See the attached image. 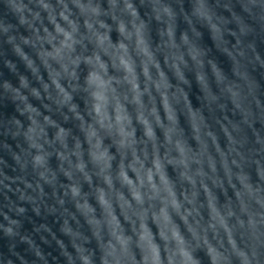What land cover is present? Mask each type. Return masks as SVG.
<instances>
[{"label": "clouds", "instance_id": "1", "mask_svg": "<svg viewBox=\"0 0 264 264\" xmlns=\"http://www.w3.org/2000/svg\"><path fill=\"white\" fill-rule=\"evenodd\" d=\"M73 2L75 7L80 10L81 15L89 18L85 20V27L91 34V38L94 39L96 47L109 55L113 67L122 73L120 77L110 75L109 66L101 59L99 52L84 58V62L90 66L85 85L90 99L88 114L92 120L91 123L85 124L83 117L76 111V106L69 105L72 97L60 83L61 72L51 69L49 64V61L56 62L65 75L70 79H76L75 69L79 66L81 58L79 56L73 58L72 53L75 52V46L80 43V40L77 39L79 25L75 20L70 19L72 13L66 5L64 10L59 13V18L67 24L66 28L57 22L54 15L50 14L49 20L54 25L55 34L45 28V35L37 36L42 45L44 43L51 45V51L42 48L41 60L46 68L50 69L51 82L60 97L59 103L69 105V110L75 113L76 118L81 121L82 131L88 143L89 161L97 170L96 175L102 179L106 186L97 189V202L103 211L102 221L92 218L95 209L87 203L77 205L85 212L89 223L93 226V235L100 242L103 251L101 264H201L199 257L194 254L196 248L201 245L209 257L210 264H225L226 257L221 251L224 241L219 236L221 230L227 237V244L241 258L242 264H249L247 254L237 247L232 229L228 224V217L232 216L233 212L229 210L226 214L222 213L216 206L211 190L207 185L202 184L209 201L210 222L207 228L203 227L199 221L190 222L189 217L193 216L196 209L195 207L186 208L185 202L193 204L194 198L189 199L183 193L178 196L175 182L168 176L166 169L169 164L179 167L182 178L195 188V177L203 176L204 173L202 170H197L194 174L191 173V164H199L200 161L193 154L190 145L184 139L183 131L178 126L172 103L166 91L163 90L168 87L164 74L160 71L159 64L146 39V25L131 0H109L112 18L122 37L117 44H113L108 35V32L111 31L109 25L98 19H91L102 14L99 6H93L91 2L84 4L80 0H73ZM43 7L51 12L50 5L44 4ZM162 11L169 19L173 18L174 13L170 8L163 7ZM125 16L129 19L125 20ZM159 18L158 10L157 19ZM95 25H99V28L105 31L101 33ZM165 34L168 37L169 46L176 47L171 25L166 29ZM182 39L186 42L187 36L185 35ZM130 46L142 58L141 71L145 78L143 89H141L136 72L135 60L130 54ZM16 50L28 61V67L34 73L37 72L38 69L33 62L28 60L18 47ZM174 59L179 58L174 57ZM152 67L157 69L159 80L153 79L150 71ZM173 67L176 69L177 75L182 78L179 64H173ZM22 84L26 86V81L23 79ZM150 84L155 85L156 91L161 96L165 112L164 119L161 118L159 109L154 103L155 98L149 88ZM122 85L128 86L127 94H122L119 91V87ZM47 87L48 85H45V89ZM33 94L39 96L36 90H33ZM145 94L150 97V107L144 103ZM129 103L135 106V121L143 129L144 139L142 141L137 140L133 116L126 106ZM28 110L35 112V109L30 106ZM165 119L167 124L164 122ZM45 121L49 124L54 123L48 117H45ZM33 125L34 127L28 130V138L32 141V146L37 148L38 152L43 153V145L39 144L37 139L44 134V130L35 120H33ZM156 127H159L163 132L162 143L156 135ZM193 131L199 140L200 128L193 124ZM101 133L112 137L113 143L121 155L115 179L120 183L122 189H127L128 196H125L123 191L114 189L112 175L114 156L105 146ZM67 135L68 133L63 128H59L56 133V140L64 149H67ZM141 144L143 147H140ZM149 145H151V154L148 151ZM162 146L165 148L163 154L160 152ZM70 154L76 156L75 164L64 152L59 154L62 160H68L69 163L70 170L65 174L71 179L72 170H74L82 174L86 181L91 182L79 141ZM129 156L130 160L125 164L124 161ZM34 162L43 167L46 164V154L36 155ZM129 170L134 173L135 178L128 175ZM69 187L73 199L81 196L78 184L73 183ZM245 188L251 192L249 185L245 184ZM237 196L240 198V193H237ZM113 198L120 208V215L130 225L131 234L121 223L120 216L117 215L113 205ZM196 214L199 215L198 212ZM175 217H179L183 222L191 239L185 236ZM150 222L156 227L155 233L152 231ZM102 224L107 228L108 239L106 242L103 241L101 234ZM209 230L212 231L213 239L217 240L220 247L208 239ZM134 243L135 248L140 252L139 261L133 255L132 246ZM77 251L81 264H93L91 253L83 248H78Z\"/></svg>", "mask_w": 264, "mask_h": 264}]
</instances>
